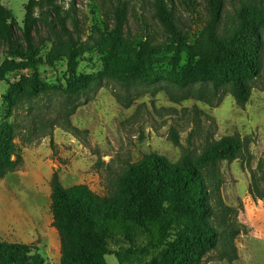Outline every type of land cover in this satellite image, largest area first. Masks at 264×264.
<instances>
[{"label": "rangeland", "instance_id": "1", "mask_svg": "<svg viewBox=\"0 0 264 264\" xmlns=\"http://www.w3.org/2000/svg\"><path fill=\"white\" fill-rule=\"evenodd\" d=\"M1 1L12 13L9 22L16 25L23 54L0 36V123L7 120L16 125L13 159L22 156L18 167L5 176L0 241L31 244L45 264H60L62 242L51 207L54 172L66 187L87 184L107 196L125 170L147 154L157 153L177 163L185 152L199 155L212 138L239 133L249 140L246 153L233 162H220L221 198L237 211L228 221L245 227L236 238L239 257L234 262L220 259L218 249L205 257V264H264V199L253 198L249 192L252 172L264 159V66L244 106L211 83L180 88L170 72L169 63L177 52L181 50L182 65L186 62L184 46L196 42L210 24L206 0L170 1L174 30L160 20L153 0H124L128 10L121 22L115 14L118 0H58L66 11L68 32L63 40L76 51L78 73L101 74L105 56L119 42L132 52L147 45L157 69L148 82L126 84L104 77L70 105L74 111L66 121L75 127L70 130L63 118L64 89L71 76L67 57L48 62L55 35L42 23L31 32L29 45L24 36L29 0ZM39 1L34 0L35 16L41 13ZM252 6L264 10V0H225L217 39L221 41L237 17ZM36 72L48 91L23 99L8 113L5 97L13 93V85L32 79ZM173 131L179 143L174 142ZM24 207L26 216L19 214ZM112 247L117 248L114 243ZM106 259L108 264H118L114 255Z\"/></svg>", "mask_w": 264, "mask_h": 264}, {"label": "trees", "instance_id": "2", "mask_svg": "<svg viewBox=\"0 0 264 264\" xmlns=\"http://www.w3.org/2000/svg\"><path fill=\"white\" fill-rule=\"evenodd\" d=\"M172 0H153L160 20L174 30ZM210 24L196 42L186 44V62L177 52L171 66L173 81L186 88L196 83H211L215 89L226 90L236 103L244 106L252 96L264 66V10L249 7L226 30L221 41L216 31L222 19L225 0H206ZM41 13L33 14L34 0L26 5L25 39L29 42L38 23L55 35L48 53V62L60 56L68 59L71 76L64 89L65 119L74 111L70 105L99 84L104 77L126 84L148 82L157 69L149 56L147 45L130 51L124 43L112 47L104 58L101 74L78 73L76 51L63 40L68 32L66 14L58 0H40ZM46 7L48 9L46 10ZM128 3L118 0L115 9L118 21L127 17ZM12 13L0 0V36L10 48L22 53ZM58 29V30H57ZM49 86L36 72L13 85L5 98L8 113L25 98L48 91ZM61 117V118H62ZM68 130L75 127L69 120ZM16 125L7 120L0 123V179L14 171L22 156L16 152ZM172 138L179 143L178 134ZM248 138L239 133L207 141L202 152L193 156L185 152L173 163L162 155L150 153L131 164L117 180L112 194L102 196L87 184L66 187L57 172L51 180L54 226L62 242L60 264H108L114 255L118 264H205V257L220 250V259L234 262L238 257L237 236L245 227L228 221L236 209L225 204L220 195L224 179L220 162H233L247 151ZM264 159L252 172L249 192L253 198L264 199ZM117 248H113L112 244ZM221 243V245H220ZM148 259V262H142ZM0 264H45L33 246L21 242L0 241Z\"/></svg>", "mask_w": 264, "mask_h": 264}, {"label": "crops", "instance_id": "3", "mask_svg": "<svg viewBox=\"0 0 264 264\" xmlns=\"http://www.w3.org/2000/svg\"><path fill=\"white\" fill-rule=\"evenodd\" d=\"M51 192H52V189H51ZM2 202L5 203V208H6V177L0 180V205ZM27 213H28V209L26 207L22 208V210L20 209L19 211V214H22V215L25 214V216ZM2 215L4 216V220L6 221V209H5L4 214Z\"/></svg>", "mask_w": 264, "mask_h": 264}]
</instances>
